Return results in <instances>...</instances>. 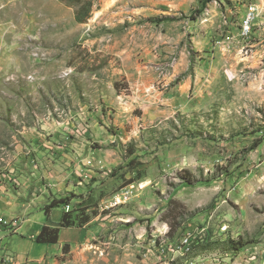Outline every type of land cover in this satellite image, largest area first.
Instances as JSON below:
<instances>
[{
    "label": "rangeland",
    "instance_id": "obj_1",
    "mask_svg": "<svg viewBox=\"0 0 264 264\" xmlns=\"http://www.w3.org/2000/svg\"><path fill=\"white\" fill-rule=\"evenodd\" d=\"M260 1L0 0V186L18 185L20 147L83 112L100 173L67 194L73 223L39 256L20 227L45 205L11 212L1 262L264 264V49L260 66L246 56L264 43Z\"/></svg>",
    "mask_w": 264,
    "mask_h": 264
},
{
    "label": "crops",
    "instance_id": "obj_2",
    "mask_svg": "<svg viewBox=\"0 0 264 264\" xmlns=\"http://www.w3.org/2000/svg\"><path fill=\"white\" fill-rule=\"evenodd\" d=\"M260 3V8L264 10V1H260ZM260 23L261 26L259 27L258 35H263L264 14L260 17ZM259 39L264 40L261 38ZM253 47L258 48L256 49V55H253V53L255 54L254 49L251 51V55L246 56H251L253 59L251 65L260 66V63L257 62V60H261L257 58H259V55L261 54V47L264 49V43L257 41ZM239 52L243 53L242 49H239ZM248 57L245 58L248 59ZM133 101H137L139 105L143 103L148 105L152 100H127L126 106L131 107ZM181 101L184 102V100ZM181 101L179 100V102ZM85 118H87L86 113L83 112L77 117L69 119L67 126L69 127L68 131L57 132L54 136L49 137V139L43 134H40V136L36 138V146L33 147L35 149V152L33 151L34 159L31 158L32 154L27 155L28 157L25 156L24 151L27 147L19 148V157H17L15 163L9 168L11 176L14 171L18 174L16 180L18 185L14 182H8V185H6L7 182H3L0 186V218L12 222V225L7 227L4 223L0 222V243L3 242V238L12 230L15 229V232L19 231V229H17L18 225L16 226L15 224L17 221L7 218L11 212H18L16 210L18 208L24 216H31L29 214H31L34 207L46 205L49 202L50 197L60 198L73 192H85L87 184L92 177L100 174L93 170L97 161L87 155L89 142L87 140V135L89 133V128H86L87 124L84 122ZM55 128L60 130L59 127ZM55 208L62 209L60 210V213L53 218ZM55 208L51 211L50 219L45 217L44 209L40 208L38 213L31 218H28L26 222L21 225L20 229H23L26 232H32L31 234L35 238L44 225H58L63 214L66 211H69V208L67 205H60ZM67 229L69 228L63 227L61 229V239L64 231ZM47 247H52V244L39 243V250L36 251V253L32 251V253L33 255L39 256L49 250ZM13 256L12 252L0 249V262L7 261Z\"/></svg>",
    "mask_w": 264,
    "mask_h": 264
},
{
    "label": "trees",
    "instance_id": "obj_3",
    "mask_svg": "<svg viewBox=\"0 0 264 264\" xmlns=\"http://www.w3.org/2000/svg\"><path fill=\"white\" fill-rule=\"evenodd\" d=\"M167 19L171 20L173 18L162 17V18H158V19H151L150 21L161 22V21L167 20ZM193 180H195V178L192 174L191 175L189 174L185 178V181L189 184H192ZM70 200H71V198H69L68 196H65V197H60V198H53L51 201H49L44 207V211L46 213L47 218L50 219L51 211L53 208L58 207L60 205H70L71 204ZM70 215H71V211H66L63 214V217L60 220V222L58 223V225H55V226L44 225L42 230L35 236V241L37 243H48V244L58 243L60 240L61 229L63 227H69L73 223V222H70V220H68V219H70L69 218ZM89 220H90L89 215H85V218L82 219L81 225H84L85 223L89 222ZM221 242H226V241H221ZM227 243H230L232 245L231 249H233V250H238L241 247L246 245V243H244L241 240V238H239L237 240L229 239ZM68 247H69V244L66 243L63 246V249H67Z\"/></svg>",
    "mask_w": 264,
    "mask_h": 264
},
{
    "label": "built area",
    "instance_id": "obj_4",
    "mask_svg": "<svg viewBox=\"0 0 264 264\" xmlns=\"http://www.w3.org/2000/svg\"><path fill=\"white\" fill-rule=\"evenodd\" d=\"M253 8H255V3L248 4L247 10H246V19L244 21V26H243V28H241L239 30L238 36L244 37V34L245 33H248V30L250 29V26H249V17H250V12H253ZM31 158L34 159V155H32ZM0 222L6 224L7 226L12 225V222L7 221V220L2 219V218H0ZM189 242H190V239L188 237H185L184 240H183V245H185V244H187ZM0 249L11 252L9 248L7 249V248L2 247V246H1ZM0 263H3V262H0ZM3 264H5V263H3Z\"/></svg>",
    "mask_w": 264,
    "mask_h": 264
},
{
    "label": "bare ground",
    "instance_id": "obj_5",
    "mask_svg": "<svg viewBox=\"0 0 264 264\" xmlns=\"http://www.w3.org/2000/svg\"><path fill=\"white\" fill-rule=\"evenodd\" d=\"M256 16H257V13H256L255 10H253V12H250V17H249V26H250V29L248 30V33H245V35H250L251 30H252V26H253V23H254V20H255ZM243 26H244V24H243Z\"/></svg>",
    "mask_w": 264,
    "mask_h": 264
}]
</instances>
